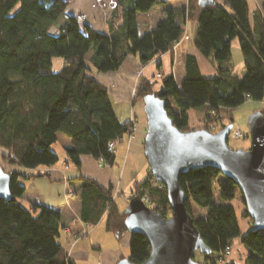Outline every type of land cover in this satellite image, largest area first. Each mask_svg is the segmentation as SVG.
Here are the masks:
<instances>
[{
  "label": "trees",
  "instance_id": "trees-1",
  "mask_svg": "<svg viewBox=\"0 0 264 264\" xmlns=\"http://www.w3.org/2000/svg\"><path fill=\"white\" fill-rule=\"evenodd\" d=\"M114 2L105 30L98 31L77 15H68L66 0H0V158L10 167L12 180L10 198L0 199V264H75L59 243L60 212L40 204L25 209L18 200L25 191L18 178L31 176H23L16 167L29 150L45 153L56 142V133L70 140L64 155L76 167V179L81 182L78 221L92 225L104 215L105 230L114 238L121 241L128 233L126 213L117 206L113 186L101 185L79 171L82 156H91L97 163L102 159V165L112 167L116 146L136 131L131 135L129 123L120 124L108 90L89 73L118 71L128 55L135 54L145 67L171 52L185 35L186 23L195 22L194 46L216 76L204 78L196 57L188 54L179 84L173 72L162 73L156 91L153 80L138 76L133 103L154 93L164 99L174 127L191 130L187 113L193 110L200 116L199 128L211 133L233 124L231 112L244 102L264 105V0L252 13L247 0H223L222 4L214 0L202 6L199 0H188L166 7L164 18L144 36L138 34V1ZM53 26L55 34L50 33ZM232 39L238 40L241 51L246 72L242 77L233 73ZM54 57L63 59L57 71L52 70ZM258 110L264 113V106ZM111 142L113 148H109ZM146 174L141 183L133 182L130 197H147L146 206L168 218L165 188L150 182L149 169ZM179 184L189 215L191 201L207 210L206 217L193 218L211 251L202 254L203 264H218L219 258H224V264L234 238H240L246 248L245 264H264V230L252 231L244 207L243 217L250 226L241 236L234 207L226 203L238 193L233 181L209 167L188 170L180 175ZM215 184L222 203L214 197ZM239 197L242 203L240 192ZM129 240L127 259L143 263L150 254L148 240L139 233L130 234ZM227 247L229 253L224 255Z\"/></svg>",
  "mask_w": 264,
  "mask_h": 264
},
{
  "label": "crops",
  "instance_id": "crops-1",
  "mask_svg": "<svg viewBox=\"0 0 264 264\" xmlns=\"http://www.w3.org/2000/svg\"><path fill=\"white\" fill-rule=\"evenodd\" d=\"M66 1L68 4L66 13L68 15L85 14V22L98 31L105 30V21L115 4V0ZM137 1L136 12L138 34L140 36L149 33L164 18V10L166 7L185 4L183 0ZM165 1L168 3H165ZM259 2L260 0H247L250 13L258 8ZM190 24H192V30L196 31L197 24L195 22L186 23L185 35L178 42L175 49L171 52L161 54L160 57L151 61L145 67L139 66V58L135 54L128 56H131L132 59L137 61L138 64L135 62L137 69L132 70L130 66L123 67L128 57L120 65L118 71L97 74L89 73L93 79L108 90L113 111H115L120 124L128 125L131 116L134 117L136 120V128H138L136 131L140 133V137L143 133H146V125L145 123L141 124V121L134 111L126 109V106L133 104L132 96L138 76H143L144 72L153 63L158 65L157 68L160 70L156 75L167 73L169 69L175 75L176 67L172 65L171 61L172 58L176 59V64L179 61L183 67V71L179 72V79L176 80L177 75H175V81L179 84L184 77V57L189 54L196 57L200 73L204 78H214L216 76L214 67L195 48L193 40L196 32L194 31L189 36L188 29L190 28ZM190 39L192 40L190 41ZM134 134L131 138L124 137L120 146H116V158L112 167L107 165L100 167L91 156H82L80 160V173L96 179L101 185L113 186V197L115 201L119 197L115 193H121L119 182L120 178L124 177V170L127 167L126 163L129 159V155H126V150L130 143L131 145L133 142L137 143ZM56 135V142L49 145L45 153H37L29 150L25 154L21 164L16 167L23 176H31L28 179L18 178L25 190L18 200L25 209H30L32 204H40L60 212L59 221L62 228L60 230L59 243H61L68 258L75 264H117L121 258L129 257L127 250L129 249L130 240L126 235L127 233L121 241L114 238L110 232L105 230L104 215L100 221L92 225L78 221L80 206L78 194L80 192L81 182L76 179V175L78 174L76 167L67 161L64 155V149L70 145V140L60 133H56ZM140 147L143 148L142 143H140ZM122 165H124V168Z\"/></svg>",
  "mask_w": 264,
  "mask_h": 264
},
{
  "label": "water",
  "instance_id": "water-1",
  "mask_svg": "<svg viewBox=\"0 0 264 264\" xmlns=\"http://www.w3.org/2000/svg\"><path fill=\"white\" fill-rule=\"evenodd\" d=\"M213 1L199 0V4ZM142 102L146 120L143 153L150 174L165 188L170 215L162 217L139 196L128 200L124 226L129 234L143 235L150 246L148 258L141 264H201L192 254L211 253L184 205L187 197L179 177L188 170L212 167L233 181L252 231L264 230V113L253 111L247 119L249 148L233 149L228 146L232 124L215 133L202 128L182 132L168 117L164 99L152 93L143 96ZM11 181L10 172L0 168V199L10 198ZM117 264L132 263L123 258Z\"/></svg>",
  "mask_w": 264,
  "mask_h": 264
},
{
  "label": "rangeland",
  "instance_id": "rangeland-1",
  "mask_svg": "<svg viewBox=\"0 0 264 264\" xmlns=\"http://www.w3.org/2000/svg\"><path fill=\"white\" fill-rule=\"evenodd\" d=\"M223 0H217V2L219 4H222ZM193 23V22H191ZM190 28L188 29L189 31V36L192 35V33L195 30H192V24L189 25ZM196 32V31H195ZM50 33L55 34L56 33V27L53 26L50 29ZM192 38V37H191ZM192 39H190L191 41ZM231 53H232V62H234V71L233 73L239 77H242L243 75H245V71H244V67H243V62H242V56H241V51H239V46H238V40L237 39H232L231 42ZM135 62L136 64L137 61H135V59H132L131 56H129V58L125 61L123 67H129L133 70V69H137V67L135 66ZM172 65L174 67H176V80L179 79L180 75L179 72L183 71V67L182 64L178 61L176 64V59L172 58L171 61ZM63 64V59L58 58V57H54L53 58V62H52V70L57 71L58 68H60ZM152 64V63H151ZM141 66V65H139ZM158 65H156L155 63H153L150 68H148L145 72L144 75L145 77L149 78L150 80L154 81V90L159 91V84H160V78L156 76V73H159V69L157 68ZM171 66V65H170ZM171 73V69H169V71L167 70V73H163V74H170ZM135 92V90H134ZM133 92V95H134ZM133 98V96H132ZM143 106V102L142 100H137L135 101L133 104L131 105H127L126 109L128 110H132L134 111V113L137 115L138 119L141 121L142 123H145L146 125V120H145V115H144V111L142 109ZM264 105L262 103H257L254 101H246L243 104H241L238 108L232 110L231 112V116H233V124L232 127L233 129H239L242 131L243 135L242 137H240L241 139L236 140L235 138L232 137V132L230 133V136L228 137V146L233 148V149H248L250 146V138L247 136L248 135V126H247V119L250 116V113L261 109ZM115 108H117L115 106ZM119 111H121L119 109ZM199 114L196 112H194L193 110H191L188 113V122H189V127L190 129H197L200 127L201 125V121L199 118ZM138 129V128H136ZM135 137L137 140V143L133 142L132 145L131 143L129 144L128 149L126 150V155H129V159L127 160V167L124 170V177L120 178V192L121 193H116V195H119V197L116 198V202L118 204V208H120L121 212L125 211V203L127 204V199L129 200L131 197L130 192L132 191V184L133 182L136 180L137 182L141 183L145 177L147 176L146 174V169H148V164L145 161V157H144V153H143V148L140 147V143L143 144V138L145 133H143V135H141L140 137V133L135 131ZM247 136V137H246ZM134 137V136H133ZM139 138V141H138ZM120 146V145H119ZM1 151H0V157H1ZM137 153V154H136ZM125 165V164H124ZM124 165H122V167L124 168ZM103 166V165H101ZM100 166V167H101ZM0 168L2 170L8 171L7 168H9L4 161L0 158ZM213 193H214V197L215 199L222 203L219 199L218 193H217V187L216 184L213 188ZM121 197V198H120ZM231 204L234 207V211L236 214V220H237V224L239 225V229H240V233L241 236H244V234L248 231L249 229V220L244 216L243 213V208H244V204L241 203L240 197H239V192L236 194V196L234 198H232V200L226 202ZM191 205V214H192V218L199 220L203 217H206V208L202 207V206H198L196 205L194 202H190ZM170 215V213H168L167 217ZM128 239H130V234L127 233L126 234ZM127 254L129 256L130 251L129 249L127 250ZM245 255H246V248L240 243V238H234L233 243H232V249L230 254L227 256V258L225 259V263L227 264L228 262H231L233 264H245ZM193 259H195L197 262L203 264L204 258L203 255H201L198 251H195L192 254ZM224 263V264H225Z\"/></svg>",
  "mask_w": 264,
  "mask_h": 264
},
{
  "label": "built area",
  "instance_id": "built-area-1",
  "mask_svg": "<svg viewBox=\"0 0 264 264\" xmlns=\"http://www.w3.org/2000/svg\"><path fill=\"white\" fill-rule=\"evenodd\" d=\"M183 1L185 2V4H187V2H188V0H183ZM85 17H86L85 14H83V15H77V19L79 21H81V22H84ZM176 46H177V44L172 47V50H174ZM156 76L157 77H160L159 74H157ZM129 121L130 122H129V126H128L129 127L128 128V132H129V134L132 135V133H134V131L136 130V120L131 116V118H130ZM242 135H243V133H242L241 130H239V129H232V137L235 138L236 140L241 139L240 137H242ZM114 146H115V144L111 142V144L109 145V148H113ZM102 162H103V160L100 159V161L98 162V165L101 166L102 165ZM7 169L9 171L10 170V167L7 168ZM150 182L156 183L157 181H155V179L152 176ZM142 201L146 205V203L149 201V199L147 197H145V198L142 199ZM228 253H229V247H227L225 249V251H224L223 254L224 255H227ZM223 262H224V258L217 259V263L218 264H222Z\"/></svg>",
  "mask_w": 264,
  "mask_h": 264
}]
</instances>
